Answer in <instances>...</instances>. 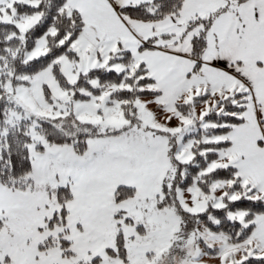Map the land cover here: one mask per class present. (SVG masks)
I'll return each mask as SVG.
<instances>
[{
  "label": "snow or ice",
  "instance_id": "snow-or-ice-1",
  "mask_svg": "<svg viewBox=\"0 0 264 264\" xmlns=\"http://www.w3.org/2000/svg\"><path fill=\"white\" fill-rule=\"evenodd\" d=\"M0 264H264V0H0Z\"/></svg>",
  "mask_w": 264,
  "mask_h": 264
}]
</instances>
